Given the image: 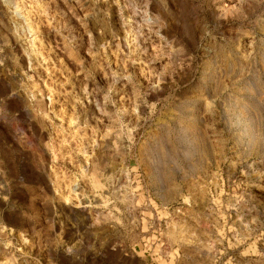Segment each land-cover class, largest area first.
I'll list each match as a JSON object with an SVG mask.
<instances>
[{"label":"rangeland","instance_id":"1","mask_svg":"<svg viewBox=\"0 0 264 264\" xmlns=\"http://www.w3.org/2000/svg\"><path fill=\"white\" fill-rule=\"evenodd\" d=\"M0 264H264V0H0Z\"/></svg>","mask_w":264,"mask_h":264}]
</instances>
